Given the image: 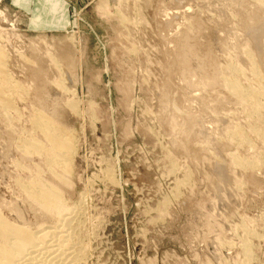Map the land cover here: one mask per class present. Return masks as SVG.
Returning <instances> with one entry per match:
<instances>
[{"label":"rangeland","instance_id":"obj_1","mask_svg":"<svg viewBox=\"0 0 264 264\" xmlns=\"http://www.w3.org/2000/svg\"><path fill=\"white\" fill-rule=\"evenodd\" d=\"M0 51V94L12 102L0 115L7 221L55 225L23 188L50 181V165L23 145L36 113L74 103L72 173L51 169L66 179L78 264H264L256 0H0ZM224 78L259 94L234 97Z\"/></svg>","mask_w":264,"mask_h":264},{"label":"bare ground","instance_id":"obj_2","mask_svg":"<svg viewBox=\"0 0 264 264\" xmlns=\"http://www.w3.org/2000/svg\"><path fill=\"white\" fill-rule=\"evenodd\" d=\"M256 1L264 7V0ZM249 56L251 57L250 53ZM4 59L5 53L0 51V73L5 70ZM51 63L57 68V63L54 59H52ZM253 66V72L257 75V68L255 65ZM233 70L239 71L237 66H234ZM2 79L8 81L7 84H11L8 77L3 75ZM230 79L224 78V85L232 96L246 100L253 95L259 94L256 90L243 86L239 81ZM261 95L262 93L260 92L259 96ZM4 105L12 107L11 98L9 95L0 94L1 116H4ZM260 105L259 103L258 106L257 104L254 105L257 113L261 109ZM65 109L60 108L58 111L55 110L50 113L52 118L42 113H36L31 120L33 136L29 141H25L23 145L25 152L29 155L41 156L50 165V181L36 177L30 184L23 185V188L30 204L35 208L40 207L47 217L52 216L50 217V219L52 218L51 224L55 225L46 227L41 224L39 225L40 229L34 230L20 227L21 222L19 220L16 224H13L0 214V264H78L74 237L69 232V222L71 220L69 221L66 217L68 208L64 204L59 186L60 183L66 182V179L61 176V173L54 171L57 168L70 174V172L72 173L71 170H73L71 160L74 153V133L72 134V130L70 131L65 125L67 123L65 117L69 115V119L70 114L76 116L77 107L74 103H70L67 107L68 110L66 109L65 111ZM63 118L65 121H62ZM236 132L238 131H235L232 139L238 143ZM233 158V163L241 167L250 163L243 162L237 155L233 156ZM51 166H54V169H51ZM53 219L55 220L53 221ZM58 222H63L62 226L56 225ZM23 226L25 225L23 224ZM249 242L246 240L244 245V251L248 257L251 255Z\"/></svg>","mask_w":264,"mask_h":264}]
</instances>
